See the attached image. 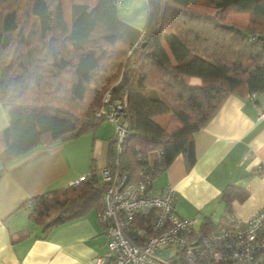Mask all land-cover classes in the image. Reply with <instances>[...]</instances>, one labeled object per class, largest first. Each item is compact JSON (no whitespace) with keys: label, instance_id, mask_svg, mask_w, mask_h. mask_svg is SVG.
I'll use <instances>...</instances> for the list:
<instances>
[{"label":"trees","instance_id":"1","mask_svg":"<svg viewBox=\"0 0 264 264\" xmlns=\"http://www.w3.org/2000/svg\"><path fill=\"white\" fill-rule=\"evenodd\" d=\"M145 1L146 42L131 65L138 50L130 57L127 52L142 31L118 19L113 0H68L69 22L62 0H0L7 162L94 132L102 123L94 114L108 92L112 100L125 98L129 112L123 167L129 181L153 180L179 155L187 166L194 163L193 134L227 96L264 93V0ZM192 78L200 84L192 85ZM113 156L111 139L107 164ZM92 172L78 186L27 201L30 222L47 233L91 210L98 214L103 185ZM247 196L244 188L228 185L220 194L221 223L204 221L202 235L225 229L226 216L237 218L231 203ZM28 235L11 236V244Z\"/></svg>","mask_w":264,"mask_h":264},{"label":"crops","instance_id":"2","mask_svg":"<svg viewBox=\"0 0 264 264\" xmlns=\"http://www.w3.org/2000/svg\"><path fill=\"white\" fill-rule=\"evenodd\" d=\"M117 17L143 31L146 1L122 0ZM139 54L140 50L136 51L128 63L132 65ZM190 83L198 85L200 81L192 78ZM261 110L264 93L227 96L208 123L193 134L194 163L187 166L179 155L151 181L152 193L166 186L174 188V214L194 219L195 234H203L204 221L214 226L221 223L225 204L220 194L228 185L248 193L245 201L231 203L238 219L246 221L264 209V120L258 118ZM102 124L90 132L91 136L37 147L7 162L4 132L9 117L8 109L0 104V264H97L106 253L96 211L44 233L30 222L31 207L27 203L39 194L65 189L91 169L97 172L107 164L113 127ZM24 230L29 235L12 245L10 237Z\"/></svg>","mask_w":264,"mask_h":264},{"label":"built area","instance_id":"3","mask_svg":"<svg viewBox=\"0 0 264 264\" xmlns=\"http://www.w3.org/2000/svg\"><path fill=\"white\" fill-rule=\"evenodd\" d=\"M113 3L120 7L122 0ZM144 36L143 30L127 56L141 50L146 42ZM94 116L114 127L113 159L97 176L103 185L102 207L97 217L107 247L97 264H260L264 254V209L246 221L226 216L223 221L226 228L217 233L195 234L194 219L186 220L174 214L173 187L152 193L149 176L129 181L123 169L124 147L131 133L125 98L112 100L106 92ZM258 118L264 120V110ZM158 173H153L154 177ZM92 175L91 169L69 186H78Z\"/></svg>","mask_w":264,"mask_h":264},{"label":"rangeland","instance_id":"4","mask_svg":"<svg viewBox=\"0 0 264 264\" xmlns=\"http://www.w3.org/2000/svg\"><path fill=\"white\" fill-rule=\"evenodd\" d=\"M62 6H63V13H64V18H65V20L66 21H70V5H69V3H68V0H62ZM241 18V17H240ZM243 19V20H242ZM237 20H239L238 21V23H243V21H245V18L243 17V18H241V19H237ZM234 21H236V20H234ZM102 127H104V126H106V125H110L111 127H113V125L111 124V123H109V122H107V121H102ZM113 133H114V127H113ZM86 135H92L91 133L89 134V133H87V134H83V136H86ZM83 136H82V138H83ZM113 136V135H112ZM101 169V168H100ZM100 169H98V171L96 172V175L98 176V178L100 177L99 175H100ZM98 182H99V180H98ZM170 253V251H167V254H169ZM172 253V252H171Z\"/></svg>","mask_w":264,"mask_h":264},{"label":"water","instance_id":"5","mask_svg":"<svg viewBox=\"0 0 264 264\" xmlns=\"http://www.w3.org/2000/svg\"><path fill=\"white\" fill-rule=\"evenodd\" d=\"M259 39L262 40V41H264V36L259 37ZM126 80L127 79L125 78V83H126Z\"/></svg>","mask_w":264,"mask_h":264}]
</instances>
